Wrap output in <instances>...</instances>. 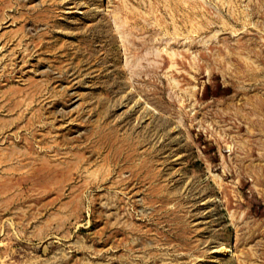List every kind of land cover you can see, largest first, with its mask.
<instances>
[{
  "label": "rangeland",
  "instance_id": "374dc122",
  "mask_svg": "<svg viewBox=\"0 0 264 264\" xmlns=\"http://www.w3.org/2000/svg\"><path fill=\"white\" fill-rule=\"evenodd\" d=\"M170 49L195 64L176 88ZM41 147L72 170L40 178ZM228 245L264 264V0H0V264H230Z\"/></svg>",
  "mask_w": 264,
  "mask_h": 264
},
{
  "label": "bare ground",
  "instance_id": "6f19581e",
  "mask_svg": "<svg viewBox=\"0 0 264 264\" xmlns=\"http://www.w3.org/2000/svg\"><path fill=\"white\" fill-rule=\"evenodd\" d=\"M219 1V0H218ZM126 11V10H125ZM116 15V14H115ZM115 17H119L118 15L115 16ZM117 20V18H116ZM174 29V28H173ZM244 31V30H243ZM188 33V32H187ZM121 34V33H120ZM124 38H126L125 41H127V39L129 40L128 37H126L124 34H121ZM172 37L170 38L171 40H174V39H179L181 37V34H180V30L178 27H176L174 29V32L173 34L171 35ZM129 48V47H128ZM134 48V47H133ZM127 50V48H126ZM128 52V51H127ZM165 54L167 55V59L169 61V65L168 66L171 70L170 73H168L167 77H172L170 78L169 80V84L171 86H173L174 88L178 87V86H181L182 84V81L186 79L185 75L187 73V66L189 68H194V60L187 56L188 54L187 53H184V52H179V51H172L171 49L170 50H166L164 51ZM148 57H142V58H138L136 60H134L132 63H130V68L128 69L129 71L132 72H135V67L137 66H143L145 63H146V60H147ZM221 60V59H220ZM149 61V60H148ZM248 61V60H247ZM201 62V61H200ZM250 62V61H249ZM140 64V65H138ZM201 65V64H200ZM191 66V67H190ZM147 69V68H146ZM133 70V71H132ZM137 70V69H136ZM142 71V69H141ZM169 71V70H168ZM147 75V74H146ZM178 76H180L178 78ZM182 91L184 90L183 88H181ZM183 93V92H182ZM186 98H187V94L184 96H182V100L179 102L180 105H184L185 102H186ZM142 99V98H141ZM146 105V104H145ZM147 106V105H146ZM150 106V105H149ZM149 109V108H148ZM221 136V135H220ZM224 139V138H223ZM225 142H227L228 146L230 148H233L231 143H229L227 141V139H224ZM57 142V141H56ZM55 142V143H56ZM42 143V142H41ZM43 144V143H42ZM61 144V143H60ZM64 144V143H63ZM62 145V144H61ZM38 146V145H37ZM40 146V145H39ZM54 147V146H53ZM57 147V146H56ZM61 147V146H60ZM64 150V149H63ZM35 155H37V157L35 159H32L33 163H37L39 165V168H40V178H46L48 177V181H51L53 180V176L56 174V171H60V174L65 177V173L67 171H70L72 170V167H73V163L76 162L74 160H72L70 157L68 158V154L69 153H65L64 152H60V150H46V149H42V147L38 150H36L34 152ZM72 157V156H71ZM64 160V161H62ZM68 162H70L71 164H69ZM31 163V162H30ZM81 163V162H80ZM88 165L89 163L86 162ZM75 164V163H74ZM86 164V165H87ZM19 165V164H18ZM85 165V164H84ZM15 167V166H14ZM26 166H24L25 168ZM113 167V166H110V168ZM12 167H10L11 169ZM109 168V169H110ZM33 169V168H32ZM89 172V170L87 171ZM111 172V171H110ZM113 172V171H112ZM90 173V172H89ZM23 176V175H22ZM61 176V177H62ZM38 181V180H37ZM54 181V180H53ZM124 181V180H123ZM103 183V182H101ZM232 195V194H231ZM225 253L227 254V256L230 257L229 259V262L230 264H232V261L234 259H237L238 261V264H241V259H240V254H239V251L238 250H233L231 248L230 245L226 246L225 248Z\"/></svg>",
  "mask_w": 264,
  "mask_h": 264
}]
</instances>
